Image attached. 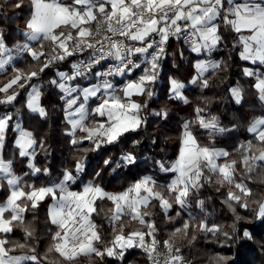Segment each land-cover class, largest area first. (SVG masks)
Instances as JSON below:
<instances>
[{
  "label": "trees",
  "instance_id": "1",
  "mask_svg": "<svg viewBox=\"0 0 264 264\" xmlns=\"http://www.w3.org/2000/svg\"><path fill=\"white\" fill-rule=\"evenodd\" d=\"M33 11L34 0H0V40L6 46L14 50ZM226 17L222 8L218 48L211 54L218 63L197 81L192 82L194 61L200 55L192 52L181 36L167 39L156 59L153 79L146 81L135 96L141 122L112 140L88 137L89 129L100 120L91 111L81 127L70 131L63 93L52 79L57 70L69 72L78 56L55 57L61 49L51 37H41L31 44L37 56L24 51L15 57L13 65L0 72V119L7 116L0 157L13 161L24 192L58 182L66 172L75 176L72 188L90 182L113 192H121L150 174L154 190L170 204L167 212L160 198L154 196L140 207L142 220L123 213L112 224L113 201L107 197L95 199L91 218L98 235L94 240L96 252L68 259L56 248V227L48 214L51 196L34 205L22 197L19 202L26 204L22 217L14 220L10 232L5 233L4 244L10 252L33 255L35 260L26 264H149L147 249L137 244L125 248L120 260L107 251L118 233L144 232L146 239H154L157 249L166 242L173 243L189 264H264V214L255 216L264 199V158L241 161L248 153L264 150V136L250 132L255 121L264 119V86L256 89L254 77L246 74L248 62L241 56L238 34ZM104 24L96 18L90 28L94 31ZM60 31L72 36L71 44L81 40L77 28L60 26L56 32ZM255 66L264 72V63ZM143 70L136 69L129 78L135 79ZM16 76V82L3 87ZM171 79L186 84L184 98L171 95ZM33 82L40 85L42 114L30 112L26 105V92ZM234 87L241 90L239 100L232 92ZM7 94L12 97L4 98ZM95 103L91 100L90 107ZM198 114L211 115L218 129L202 127ZM17 121L32 131L33 166L15 144ZM186 129L198 147L226 151L222 160L233 166V182H226L221 173L200 159L198 183L189 188L188 206L182 207L173 201L169 164L180 152ZM8 194V185L0 181V202Z\"/></svg>",
  "mask_w": 264,
  "mask_h": 264
},
{
  "label": "crops",
  "instance_id": "2",
  "mask_svg": "<svg viewBox=\"0 0 264 264\" xmlns=\"http://www.w3.org/2000/svg\"><path fill=\"white\" fill-rule=\"evenodd\" d=\"M166 6H170V8L167 10L165 9ZM139 7L150 9L154 12V14L141 19L140 27L134 31L125 32V36L127 37L123 44H121L118 40H114V43L111 46V55L113 59L126 60L127 58H131L137 61V66L126 65V67L119 70H113L111 74L105 76L102 75L101 71V69L106 66L105 62L92 61V64L88 65L84 69H77L75 65L79 59H91L92 53L89 50L84 54L77 55L78 58L72 63V67L69 72L66 70H57L54 78L52 79L53 84H55L56 87L63 93L62 96H64V93H70L69 96H71L72 93H109V91L113 90V93H115L119 98H122L123 93H133L131 95V99L134 100L137 106L135 111L137 115V122L129 128L122 129L117 134L107 133L108 136L105 133H98L93 136L89 134L88 137L90 139L100 136L107 140H112L120 133L136 127L141 122V118L138 113L139 104L135 100V96L142 92L146 81L152 80L150 76L154 72L156 59L160 55L169 37L181 36L185 42H187L189 49L195 54L200 55V58L194 61V68L196 72L193 76L192 82L197 81L209 69L215 67L218 61L213 59L211 54L218 48V19L222 8L227 13V21L232 24L238 34L241 56L248 62V65L244 68L246 74L254 77V86L256 89L261 90L264 86V72H261L260 69L255 66L264 63V0H72L70 3L62 0H34L33 16L28 22L27 28L20 31L21 39L19 41L20 50L17 52L18 54L15 53L16 48L13 50V48L6 46L0 40V58L1 60H3L2 58H7V64L0 69V72L4 71L8 66L13 65L16 60L15 57H19L24 51H28L34 57L37 56L38 54L32 50L31 44L41 37H51L55 41L56 45L61 49L55 57L60 58L66 55H71L70 53L67 54L64 52L62 45L66 44V47H69L70 45H74L76 43L71 44L72 36L69 35V33L64 34L62 31L56 32V29L60 26L77 28L76 34L81 38L78 42L83 44L87 41H91L87 37L91 39L96 37L97 39L103 34H97V28L94 31L90 28L92 21L96 18H100L104 23L105 21L108 23L109 20L114 22L127 17ZM159 10H162V12H158ZM116 38H121V35H117ZM84 39H86L85 42ZM155 39L158 40L159 47L155 58L152 59L150 58V52L152 50L148 49V43ZM95 40H93V42ZM1 46H4L5 49L2 50ZM84 55L86 57H84ZM140 67L144 69L143 73L135 79H130L129 76L133 74V71ZM18 78L19 76L12 78L3 87H9L16 82ZM173 82L176 81L171 79V95H174L177 98H184L183 89L186 84L181 82L173 84ZM173 86H175L176 90H173ZM232 92L236 100H239L241 97L240 88L234 87L232 88ZM29 93H38L37 104L32 108L29 106V100L27 98ZM39 96L40 85L33 82L28 87L26 92V105L30 112L42 114ZM10 97H12V94H7L4 98ZM98 99V96L91 97L87 103L89 104L91 100H95V104H102L101 99H99V101ZM70 100L72 101V97ZM64 102L67 119V110L72 107V102L71 105L67 106L66 96ZM97 114L100 116V121L104 120L103 114ZM6 118L7 116H4L0 119V150L5 137ZM83 122L84 120L79 124V126L72 129L71 124L68 121L70 129H72L71 131L81 127ZM20 125L21 124L19 122V126ZM14 128L17 133L15 144L19 147L20 151L21 148L17 143V136L24 134L30 140V146L32 148V153L30 154L31 157L26 153L23 154L20 152V154L26 156L28 164L33 166L35 152L32 131L19 127L20 132H18L16 124L14 125ZM189 140L196 144L192 134H190ZM74 178V175L70 172H66L60 181L34 189V191H36L34 195L33 193L27 195L29 192H24L19 185L20 176L14 171L13 161L4 160L0 157V181L5 182L9 187L8 196L4 201L0 202V264H26L29 261L35 260V257L30 254L10 252L4 244L7 239L5 233L10 232L12 222L22 217L23 210L26 207L25 203L19 202V199L22 197L27 198L30 205H34L38 200L44 198L46 195L51 196V200L48 204V214L51 223L56 227V231L54 233L56 248L64 257L72 259L77 257L79 254L96 252L94 240L98 238V235L95 231L94 225L93 240H90V242L84 241L72 246V241L70 239L67 240L66 237L59 239L61 229H59L57 225H59L60 221H54L51 217L53 206L51 186L64 180L66 184L72 188ZM87 186L96 187L95 192L97 195L91 204L89 214L90 218L95 209V199L104 197L110 199L111 196L105 194L104 192L117 195L129 187L128 186L121 192H113L106 191L98 185L86 182L80 188L72 189L81 190ZM14 202L15 206L13 205ZM64 223H66V221H64Z\"/></svg>",
  "mask_w": 264,
  "mask_h": 264
},
{
  "label": "rangeland",
  "instance_id": "3",
  "mask_svg": "<svg viewBox=\"0 0 264 264\" xmlns=\"http://www.w3.org/2000/svg\"><path fill=\"white\" fill-rule=\"evenodd\" d=\"M105 31H107V29H102L100 33H104ZM92 42L93 41H87L86 43L92 44ZM80 44L81 42H78L75 45L79 46ZM66 46V44L62 45L64 52H68L69 50ZM19 47L20 43L18 42L15 46V53L20 50ZM1 49L3 50L5 47L1 46ZM2 59L3 60L0 58V69L4 67L5 64H7V58L5 57ZM153 74L154 73H152L150 76L151 79H153ZM175 83L176 82H173V84ZM172 88L173 90H176L175 86ZM112 91L113 90L109 91V93H72L71 96H69L70 93H64L63 98L65 99L66 96L67 106L71 105L72 102V107L67 110V120L70 122L71 128L74 129V127L79 126L83 120L85 121L90 111H94L96 114L100 113L104 115V120H98L97 126L89 129V134H91V136L98 133H105L106 135L107 133L117 134L122 129L129 128L131 125L136 123L137 115L135 111L137 106L134 100L131 99V95L133 93H123V97L119 98ZM96 96L101 99L102 104H95L90 107L87 101L91 97ZM71 97L72 101L70 100ZM27 98L29 100V106L32 108L37 104L38 93H29ZM197 119L204 128L218 129V125L215 123L211 115L205 116L198 114ZM15 124L18 132H20V128H22L21 125L19 126L18 121ZM250 132L258 137H263L264 119H258L255 121L250 127ZM190 134L191 133L188 131V129L184 131L180 152L177 158L169 164V170L172 171V176L169 179V186L171 189L175 190L173 201L176 205H180L182 207L188 206L187 192L189 188L197 185L198 183L199 175L197 165L200 159H204L207 163V166L211 170H216L221 173L226 182H233V166L230 162L222 160V157L226 155V151L222 148H200L189 140ZM17 143L21 148V153H26L28 155L32 153L30 140L24 134L17 136ZM258 158H264V150H261L258 154L248 153L242 158L241 161L244 163L248 159L256 160ZM153 183V177L150 174H146L139 181L135 182L126 190L117 195L103 191L105 194L111 196L110 199L114 201V209L110 216V222L114 224L118 217H120L123 213H129L132 217H137L142 220L143 218L139 209L154 196L160 198V203L168 212L170 210V204L165 198H162L160 194L154 190ZM237 185L243 187L242 183H237ZM51 187L53 195L51 217L54 219V221H60L59 225H57V227L61 229L59 239L64 237H66L67 240L70 239L72 241V246H75L77 243L84 241L90 242V240H93L94 224L89 214L91 204L93 203L94 198L97 196L95 192L96 187L87 186L81 190H76L70 188L64 180L52 185ZM35 192L36 191L33 190L27 193V195L32 193L34 195ZM13 205L15 206V202ZM262 214H264V199L257 208L255 216H261ZM64 221H66V223H64ZM134 244L146 248L150 259L154 255L160 254L165 250H170L172 256L180 255L171 242H166L161 249H157L154 239H146L144 237V232H133L128 235L118 233L114 240L108 245L107 251L110 254L115 255L116 258L120 260L125 248H129Z\"/></svg>",
  "mask_w": 264,
  "mask_h": 264
},
{
  "label": "built area",
  "instance_id": "4",
  "mask_svg": "<svg viewBox=\"0 0 264 264\" xmlns=\"http://www.w3.org/2000/svg\"><path fill=\"white\" fill-rule=\"evenodd\" d=\"M172 6V5H171ZM170 6H166L165 9H169ZM158 12H162L159 10ZM154 12L150 9L139 7L130 13L127 17L117 20V21H105L104 25H100L97 28V34H100L101 30L107 29L102 35H100L92 44L83 43L78 45H70L65 53L70 54H84L87 51H91V59L83 60L79 59L75 67L77 69H84L88 65L92 64V61L105 62L106 66L101 69L102 75H109L113 70H119L126 67V65L137 66V61L131 58L124 59H113L111 55V46L114 40L120 41L121 44L125 42L127 36L125 32L134 31L140 27V21L143 18L153 15ZM121 35V38L117 39L116 35ZM159 42L158 40H153L148 43V49H151L150 58L154 59L156 53L158 52ZM157 49V50H156ZM149 264H189L180 255L172 256L170 250H165L160 254L154 255Z\"/></svg>",
  "mask_w": 264,
  "mask_h": 264
}]
</instances>
